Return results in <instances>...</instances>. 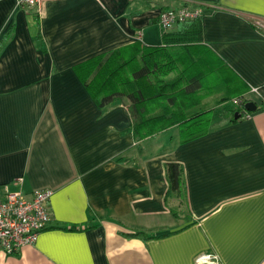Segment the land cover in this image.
Masks as SVG:
<instances>
[{"label": "crops", "instance_id": "obj_1", "mask_svg": "<svg viewBox=\"0 0 264 264\" xmlns=\"http://www.w3.org/2000/svg\"><path fill=\"white\" fill-rule=\"evenodd\" d=\"M185 5L258 109L235 120L231 100H205L203 135L138 137L130 101L101 107L76 65L162 44V10ZM170 161L184 165L187 200L170 191ZM43 188L49 226L0 264H264V0H0V198Z\"/></svg>", "mask_w": 264, "mask_h": 264}, {"label": "trees", "instance_id": "obj_2", "mask_svg": "<svg viewBox=\"0 0 264 264\" xmlns=\"http://www.w3.org/2000/svg\"><path fill=\"white\" fill-rule=\"evenodd\" d=\"M76 69L101 107L117 99L130 101L127 110L138 137L180 125L181 141L186 142L208 130L212 110L205 97L223 89L225 96L220 103L242 98L241 105L234 106L235 120L241 118L242 114L237 118L236 113L242 112L248 101L243 96L247 86L202 42L201 15L165 31L160 45L138 40L96 54ZM166 171L170 191L187 200L184 165L170 161ZM133 235L144 237L146 233Z\"/></svg>", "mask_w": 264, "mask_h": 264}, {"label": "built area", "instance_id": "obj_3", "mask_svg": "<svg viewBox=\"0 0 264 264\" xmlns=\"http://www.w3.org/2000/svg\"><path fill=\"white\" fill-rule=\"evenodd\" d=\"M47 0H19L23 7H42ZM198 7L185 5L162 10L159 22L165 31L171 30L178 22L200 16ZM256 89V88H255ZM232 103L239 106L242 98L234 97ZM53 190L37 189L31 197L21 191L8 192L0 198V257L18 253L22 247L35 244L40 233L49 226L52 215L50 198ZM210 257L204 254L198 258L202 262Z\"/></svg>", "mask_w": 264, "mask_h": 264}, {"label": "rangeland", "instance_id": "obj_4", "mask_svg": "<svg viewBox=\"0 0 264 264\" xmlns=\"http://www.w3.org/2000/svg\"><path fill=\"white\" fill-rule=\"evenodd\" d=\"M218 69H223L222 67H220V68H218ZM238 85H239V82H238ZM210 96V98H208V99H204V100H209L210 101V103H213V105H217V104H219L222 100H223V98H224V96H225V91L222 89V91H220V92H214V94H212V96L211 95H209ZM205 97V96H204ZM231 101H232V99H230ZM229 100V101H230ZM225 102V104H227V105H229L230 104V102ZM210 103H208L207 105H211ZM212 105V106H213ZM234 106H235V104H234ZM184 202V204L185 205H183L184 206V208H185V206H186V208H187V205H186V203H185V201H183ZM185 208V211H186V213H187V209ZM184 214H185V212H184ZM186 215V214H185Z\"/></svg>", "mask_w": 264, "mask_h": 264}, {"label": "water", "instance_id": "obj_5", "mask_svg": "<svg viewBox=\"0 0 264 264\" xmlns=\"http://www.w3.org/2000/svg\"><path fill=\"white\" fill-rule=\"evenodd\" d=\"M244 108L246 111H255L258 109V105L256 102L252 101V100H248L245 105ZM242 113L241 112H237L236 113V117L238 118Z\"/></svg>", "mask_w": 264, "mask_h": 264}]
</instances>
